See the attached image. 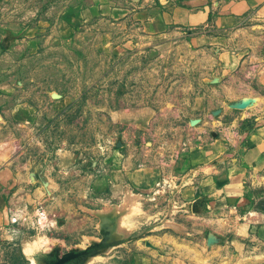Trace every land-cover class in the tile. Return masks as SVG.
I'll return each mask as SVG.
<instances>
[{"label": "rangeland", "instance_id": "374dc122", "mask_svg": "<svg viewBox=\"0 0 264 264\" xmlns=\"http://www.w3.org/2000/svg\"><path fill=\"white\" fill-rule=\"evenodd\" d=\"M165 2L0 0V166L16 178L0 264H264L257 226L167 187L190 142L256 121L264 70H222L195 34L136 25ZM129 166L161 176L143 192Z\"/></svg>", "mask_w": 264, "mask_h": 264}, {"label": "crops", "instance_id": "0c3cea01", "mask_svg": "<svg viewBox=\"0 0 264 264\" xmlns=\"http://www.w3.org/2000/svg\"><path fill=\"white\" fill-rule=\"evenodd\" d=\"M134 22L142 29L162 30L174 27L195 34L207 50H214L222 70H264V0H166L135 13ZM264 75V73H263ZM264 93V76H256ZM264 99V95L262 96ZM254 110L256 119L238 130L214 135L188 151L168 174L167 187L177 192L188 207L196 206L206 217L221 220L223 215L233 221L243 219L241 227L257 226L264 230V100ZM256 109V110H255ZM259 117V118H258ZM185 149V148H184ZM131 162L124 158V166ZM124 176L143 192L161 176L160 167L149 171L129 166ZM10 166H0V214L13 211V184ZM174 182L175 187H172ZM14 216V215H13ZM12 216V217H13ZM243 222V223H242ZM251 228V227H249Z\"/></svg>", "mask_w": 264, "mask_h": 264}, {"label": "bare ground", "instance_id": "6f19581e", "mask_svg": "<svg viewBox=\"0 0 264 264\" xmlns=\"http://www.w3.org/2000/svg\"><path fill=\"white\" fill-rule=\"evenodd\" d=\"M258 100V98L257 97H252V96H250V97H248V98H246V100H245V106H249V107H252V106H254V104H255V102ZM258 102V101H257ZM40 218H39V221H40V223L41 224H44V222H45V220L47 219V217H46V213L45 212H42V213H40ZM38 259L37 258H35V257H33V262H32V264H38Z\"/></svg>", "mask_w": 264, "mask_h": 264}]
</instances>
